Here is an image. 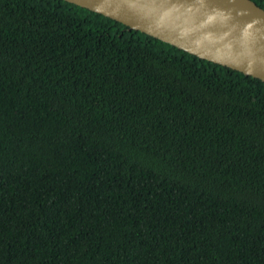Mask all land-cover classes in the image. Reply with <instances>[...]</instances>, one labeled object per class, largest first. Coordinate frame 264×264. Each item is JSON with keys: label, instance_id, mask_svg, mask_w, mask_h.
<instances>
[{"label": "trees", "instance_id": "trees-1", "mask_svg": "<svg viewBox=\"0 0 264 264\" xmlns=\"http://www.w3.org/2000/svg\"><path fill=\"white\" fill-rule=\"evenodd\" d=\"M0 264H264V83L0 0Z\"/></svg>", "mask_w": 264, "mask_h": 264}, {"label": "water", "instance_id": "water-1", "mask_svg": "<svg viewBox=\"0 0 264 264\" xmlns=\"http://www.w3.org/2000/svg\"><path fill=\"white\" fill-rule=\"evenodd\" d=\"M264 83V10L250 0H63Z\"/></svg>", "mask_w": 264, "mask_h": 264}]
</instances>
